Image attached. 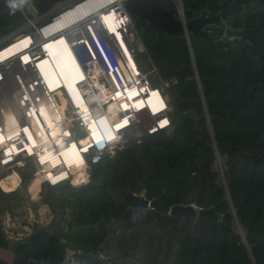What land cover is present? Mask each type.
Returning a JSON list of instances; mask_svg holds the SVG:
<instances>
[{"label": "trees", "instance_id": "16d2710c", "mask_svg": "<svg viewBox=\"0 0 264 264\" xmlns=\"http://www.w3.org/2000/svg\"><path fill=\"white\" fill-rule=\"evenodd\" d=\"M53 1L39 0V6L45 9ZM218 1L214 4L219 9L228 6ZM247 1L233 0L231 5ZM205 2L201 0L197 8L185 6V13L195 15ZM243 21L246 26L258 21L264 30V0L252 10L225 17V23L234 27ZM24 23L16 0H0V48L11 44L7 37ZM134 24L150 54L171 51L158 57L159 68L185 72L176 91L188 102L172 103V127L145 132L138 141L133 138L113 155L106 154L89 166L91 179L81 185H44L40 202L53 217L69 213L72 230L63 233L62 228L49 231L43 226L34 228L30 236H19L27 225L24 216L7 225V210L0 208V233L13 234L14 240L27 238L29 242L20 244L17 253L51 259L50 264L62 262L71 252L79 264H264V41L257 39L251 54L246 41L240 45L237 39H225L218 26L210 25L208 32L195 37L189 34L188 43L184 35H166L140 18ZM189 107L196 119L180 122L179 111ZM216 160L221 162L224 180L214 168ZM28 164L32 161L27 157L23 166ZM20 174L19 186L9 192L0 189V198L26 192L33 174L25 168ZM132 184L133 190H143L148 199L158 197L165 206L213 205L220 220L143 206H132L126 219L125 192ZM221 221L233 228L225 229ZM110 230L119 248L112 257L102 249Z\"/></svg>", "mask_w": 264, "mask_h": 264}, {"label": "bare ground", "instance_id": "6f19581e", "mask_svg": "<svg viewBox=\"0 0 264 264\" xmlns=\"http://www.w3.org/2000/svg\"><path fill=\"white\" fill-rule=\"evenodd\" d=\"M93 7L94 4L92 0L84 1L74 6V8L72 6L69 7V10L58 16L54 22L45 26V35L49 36L57 32L56 29L58 27L64 28L70 22L82 18L88 12L90 13ZM71 8H73V10H70ZM118 14V11L114 9L109 12H104L102 15V22L106 26V32L114 37L116 44L120 47L124 60L112 63L110 58L108 59V57L103 55L105 65H107V69H105L102 67V63L97 56L91 51L90 42L82 41L84 44H87L89 51H91L90 56L94 59L95 64L102 68L100 72H105L106 70L100 81H96V73L88 76L96 81L97 87L93 89L95 91L94 96L88 98L86 96L83 97L79 92L78 84L88 77L86 78L84 72L80 69L79 63H81V60L75 53L71 45L72 43L65 37L64 32L62 35L48 37L43 41L44 44H41L42 48L40 47V49L43 50L44 53L35 55L32 58L36 63L46 58L44 60L50 70L48 82L45 84L47 92L41 95L39 93L34 95L30 94L29 88H33L37 81H29L27 87L23 86L25 94H22V96L20 95L19 100L26 95L28 98L25 99V101L27 100V104L24 106L26 115L24 121L19 120L18 112L10 107L9 109L1 110L3 112L2 124L4 126L1 130L2 133H0V147H6V154L12 150H17L20 145L24 144V147L29 150L37 151L38 157L43 164H49V166L55 165V167L58 168L59 173L57 176H52V173L48 172L49 176H52V180L65 178L67 173L70 172L73 174L72 181L74 184H78L85 180L86 172L84 169L86 171L87 169L83 163V154L79 151L77 144L86 145L93 137H100V126L97 124L98 121L95 117L96 111L104 108V111L109 113L111 119L106 117L103 119L115 122L116 127L121 126V128H123V126L128 124L130 118L128 115L123 116L119 114L117 112L118 109L127 110L131 106H134L138 110L144 107L145 104H148L154 112H158L160 109L167 107L165 98L158 89L135 82V79L139 77L138 73L142 72L141 63L139 58L135 56V53L132 52L129 46L121 39L118 31V27L120 26V23H118L120 16ZM126 25L128 26L129 24L126 23ZM87 30L89 31L88 28ZM32 39L31 35L27 34L13 39L10 45L5 48H0V60L6 61V59L18 58L19 61L22 60L21 64H26L23 63V59L27 62V58L30 57V55H27V52L24 53V49L32 46L34 43ZM17 55L18 57H15ZM114 59H116V57H114ZM31 65L36 72L35 79H37V75L39 76V74H37L36 67L33 64ZM40 71H42V69ZM45 74H47V72H45ZM4 78L5 76H3L1 70L0 80ZM56 80L59 81L60 84H64L67 89L75 92L74 99L79 105L77 111H80L82 114L83 121L87 122L89 126L87 131H83L71 137L67 128L62 129L61 119L65 117L70 120L71 118L70 116H65L64 112L68 109V106L61 103L60 97L56 92L58 86ZM104 82L109 83V86H106ZM141 86H143L142 92ZM84 89L86 88H83V90ZM143 92H146L144 94L147 95L146 97L141 94ZM112 94L114 100H112ZM61 96L66 100L67 104L66 97L63 96L62 93ZM109 97L112 99H109ZM89 99H95L101 107L98 106L95 108L91 106L88 103ZM18 104L20 105V101H18ZM167 121L168 118L165 117L161 118L158 123L160 125H165ZM106 133L109 138L113 135L109 131H106ZM65 134L69 135V138L65 137ZM69 140H71V142H69ZM63 164L66 166L68 165L67 170L66 166ZM18 178L19 174L17 171H9L6 176L0 178V187L7 191L8 189H14L18 184ZM40 179L41 176L39 174H34L32 177L29 189L33 194L34 188L39 187ZM239 228L241 230L240 226Z\"/></svg>", "mask_w": 264, "mask_h": 264}, {"label": "built area", "instance_id": "2783aa9c", "mask_svg": "<svg viewBox=\"0 0 264 264\" xmlns=\"http://www.w3.org/2000/svg\"><path fill=\"white\" fill-rule=\"evenodd\" d=\"M84 1H87V0H75L72 2H68L66 6L70 7L71 4H74V6H76ZM171 1L173 3V7H175L176 17L179 20H181L183 23H185L187 18L194 15V14H191L188 16L185 13V6L183 4V0H171ZM16 2L21 9V13L25 17V22L28 21L32 24L31 31H29L28 33H25L27 35H31V37L33 38L32 41H34L32 46L27 48L25 51L31 57L44 53V51L41 50L40 47L42 48L41 44H44L43 41L46 38L62 35L63 32L67 40L72 43L71 44L72 47H75L76 45H80L82 41L90 42L88 35L85 31V28L87 27L89 29V31L87 30V32L91 36V39L93 40L96 46V48H94L92 46V43H90L91 48H92L91 51L100 60L103 68L107 69V65H105L103 55L108 57V59L110 58L112 60V63L117 62L119 60H124V56H123L122 51L120 50V47L116 44L114 37L111 34L106 32V29H105L106 26L102 22L103 13L109 12L110 10L114 9L118 11L119 13L118 15L120 16L119 18L120 20L118 21V23H120V26L118 27V31L121 36V39H123V42H125L129 46L130 50L135 53V56H137L138 53L140 52L144 53L143 56L139 59L140 63H141V60L145 58L149 60L152 64V67L148 70L143 69L142 65H140L142 72L138 73L139 77L138 79H135V82L138 84L148 85L150 87H153L154 89H158L163 95V97L165 98L167 107L160 109L158 112H154L148 104H145L144 107L138 110L134 106H131L127 110L118 109L117 112L119 114H122L123 116L128 115V117L130 118V121L128 122V124H126V126H123V128H121V126L116 127L115 122H110L106 119H103L104 117L111 119L109 113H106L104 111V108L96 111L95 117H96V120L98 121V122L96 121L97 124L100 126V137L99 136L97 138L93 137L92 139H90V141L86 145L77 144L79 151L83 154V163L86 169H87V166H90L91 164L97 163L100 160H102L106 154L110 153L111 148L118 147V146L123 147L124 146L123 144H125V142H127V139H128L124 135V131L125 129L129 128L133 124H137L136 131H135V137H134V139H136L137 141L140 139L141 135L145 132H153L161 128H165L169 130L172 127L171 116L169 113V108L171 104H170V101H168L167 86L174 78L173 77L163 78L159 74L158 72L159 67L153 61L151 54L147 51V48L145 47L143 40L141 38V30L135 26L134 20L131 19L129 13L127 12L125 5H124V0H92L94 7L92 8L90 13L88 12L82 18L76 21L74 20V22L73 21L70 22L69 24H67L68 26L67 25L65 26L66 28L58 27L56 29L57 32L50 34L49 36H46L44 33L45 26L54 22V20L58 16H60L62 13L66 12L69 9L67 8L66 10L61 11V12L58 10L57 12L54 13V15L50 18V20H47L46 22L39 24L37 21L38 18H30L29 16H27L23 8H21L20 6V1L16 0ZM218 3L220 4L225 3L228 6H230L233 3V0H219ZM73 8H71L70 10H73ZM196 13H199V12L197 11ZM126 23H128L129 25L127 26ZM84 47H85V50L83 51H78L73 48L75 53L81 60V63H79L80 69L82 70V72H84L86 78L89 75L96 73V81H100V79H102V77L104 76L103 73H105L106 70L105 72L103 71L100 72V69L102 68L98 67L95 64L94 59H92V57L90 56L91 51H89L87 44H84ZM114 57H116V59H114ZM12 60L13 59H6V64L9 63L8 61H12ZM26 64H30V63H26ZM26 64H21V65L24 66ZM30 66L32 67L31 64ZM96 66L98 67V69ZM149 74H152L154 77L161 78V81L159 82V84L157 85L152 84L148 78ZM196 76H197V73H196ZM37 77H38L37 79L29 80V81H37L35 85H38V87L34 88L35 86L34 85L33 88L31 87L29 88L31 92L30 94H33V95L36 93H39L41 95L47 92L44 80H42V78L39 76ZM96 81L88 77L86 80L78 84L79 92L81 93L83 97L86 96L88 98V97L95 95V91L93 89L97 87ZM104 83L106 86H109V83L107 82H104ZM58 88L61 90L60 92H63V95L66 97L67 102H69L70 104V109H68L64 113H65V116L70 115L71 119L68 120L69 118H65V117L61 119L62 129L67 128L69 135H71V137L80 134L79 132L78 134L75 133L74 129L76 127L80 129V132L87 131L89 126L87 122L83 121L84 119L82 118V114L80 113V111H77L79 108V105L74 99L75 92L71 91L70 89H67L64 84H61ZM83 88H86V89L83 90ZM142 91H143V86H141V92ZM146 92H143L141 94L144 95ZM144 96L146 97L147 95H144ZM111 97L113 98V94L111 95ZM111 97H109V99H112ZM112 100H114V98ZM88 103L91 106H94L95 108L100 106V104L95 99H89ZM20 106H22V109H23L22 112H23L24 118H19V120L24 121L26 118L24 114V107L22 103H20ZM165 117L168 118L167 124L160 125L158 121L161 118H165ZM2 122L3 121L0 120V133H2L1 130L3 129V126H4ZM169 126L170 128H168ZM106 131L111 132L113 135L109 138L107 136ZM69 135L65 134V137L69 138ZM69 142H71V140H69ZM94 143H96L97 148L94 146ZM89 145H90V149L86 150V148L89 147ZM27 157L33 160V165L35 166V172L33 173V175L39 174L41 176L37 192L41 190V186L43 183H47L50 185L62 183L64 181L69 184L72 183L73 174H71L70 172L67 173V176L65 178L52 180L53 179L52 176L58 175L59 173L58 168L55 167V165L49 166V164H43V162H41V160L38 157L37 151L29 150L28 148L24 147V144L20 145L17 150L10 151L8 154H6V147H3V146L0 147V178H2L3 176H6L9 171H12V170L16 171V168L18 169L19 166L22 164V161L25 160V158ZM67 169H68V165L66 166V170ZM48 172H51L52 176H49ZM18 179L19 181H18L17 186H19L20 184L21 175H19ZM9 220H11V218L9 214H7L6 215L7 225H10L13 223V221L9 222ZM28 226L29 225H24L25 230L21 232L22 234L20 233L19 235H24V236L29 235L30 232L28 231L29 230ZM62 262L64 264H79V259L75 252H71L65 255V258Z\"/></svg>", "mask_w": 264, "mask_h": 264}, {"label": "water", "instance_id": "95a60500", "mask_svg": "<svg viewBox=\"0 0 264 264\" xmlns=\"http://www.w3.org/2000/svg\"><path fill=\"white\" fill-rule=\"evenodd\" d=\"M35 0H20L22 5L26 7L28 12L32 15H35V12H33L32 9V3ZM209 1L206 0L203 8L199 13L187 18L185 23H183L181 20H179L176 17L175 7H167L165 5V0H124V5L129 13L131 19L140 18L144 20L147 24V27H154L159 29L161 32H164L166 35H172V36H182L184 35L188 39L189 43V34H191L193 37H195L197 34H202L208 32L206 29L210 25L218 26L223 29L222 35L225 39L232 40L237 39L240 42V45L244 41H246L250 45L249 52L251 54H255V46L257 43V39L260 38L262 41H264V30L260 28V23L257 21L256 25L252 27H248L245 24V21L241 23L239 27H233V26H227L223 23V19L235 12H239L242 10H250L253 7H255L259 2L262 0H248L245 3L237 4V5H230L223 7L217 11H212L209 9ZM73 7L74 4H71L70 7ZM64 7V6H63ZM61 8L59 11H64L68 6H65L64 8ZM19 27L17 30L21 29ZM15 30V31H17ZM85 31L88 35V38L90 40V43H92V46L96 48L93 40L91 39V36L87 32V29L85 28ZM74 49L78 51L85 50L84 43L82 42L80 45H76L73 47ZM171 51H162L156 54H151V57L153 61L157 64V59L159 56L168 54ZM143 52L138 53L137 57L140 59L143 56ZM193 59V55H192ZM193 63L194 59H193ZM159 74L166 78L167 76H171L174 79L169 83L167 86V92H168V101L174 103L175 105L185 104L188 102L187 99L181 98L177 91H176V83L180 79V77L185 75V72L183 69L180 70H172L169 68H158ZM202 94V91H201ZM207 114V110L205 111ZM188 118H192L193 120L196 119L195 111L192 107L181 109L179 111V117L178 120L180 122L185 121ZM82 128V127H81ZM222 178L224 180V176L222 174ZM125 197L128 201V206L125 210V218L127 219L132 206H143V207H151V208H157L163 212H167L169 214H182V215H191V216H205L209 215L211 220L214 222H219L220 220V214L217 213L214 209V206H208V207H197L194 202L191 203H183V202H176L171 204L170 206L163 205L158 197H153L151 199H148L144 195H138L133 192V184L130 187V190L125 192ZM231 209L233 210L232 204L230 205ZM235 223L237 224L239 228V224L237 222V218L235 215V212H233ZM53 222L45 225L43 227L44 230H48L50 228V225ZM220 225L223 226L225 229H232L231 224H226L225 222L221 221ZM251 227V224L249 223L248 227L246 228L249 230ZM240 233L243 234V232L240 230ZM57 235L58 232H55ZM244 242L245 238L242 235ZM29 240L27 238H18L14 240V242H10L7 238L3 236L2 233H0V249L4 251H10L15 253L11 260L9 261L10 264H24V261H26V264H50L51 259H35L32 257L25 256L23 254H16L17 248L20 244L28 243ZM0 264H9L8 260L4 258L3 256H0Z\"/></svg>", "mask_w": 264, "mask_h": 264}, {"label": "rangeland", "instance_id": "374dc122", "mask_svg": "<svg viewBox=\"0 0 264 264\" xmlns=\"http://www.w3.org/2000/svg\"><path fill=\"white\" fill-rule=\"evenodd\" d=\"M165 3L169 6H173V3L171 0H165ZM183 3H184V6H187L189 8H197V7L201 6V0H183ZM209 8L211 10H218L220 7L215 6L214 0H212V6ZM42 19H44V18H42ZM42 19L38 18V20H37L38 23ZM31 29H32V24L27 21L23 24L21 29L11 33L7 38L16 39L22 35H26L23 33L31 31ZM18 55H20V54H18ZM18 55L15 57H18ZM27 55H28V53H27ZM11 59H13V58H11ZM27 59H28L27 62L25 59H23V63L33 64L36 67L37 74H39V76H41V78L44 80V82L46 84L48 82V75H49V71H50L47 67L45 60H44L46 58H43L40 62H37V63L35 60H33V58L31 56L28 57ZM19 62L22 63V60L19 61L18 58H14L12 61L5 64L3 66V69H2V74H3V76H5V78L0 80V120L3 119V112L1 110L2 109H9V107L11 109L15 110L16 112H18L17 114H18L19 118H24V115L22 112L23 109L21 108L22 106H20L18 104V101H20V103L22 102L23 107L26 106L27 100L25 101V99H28L27 95L24 98L21 97L22 98L21 100H19V98H20V95L22 96V94H25V92H24V90H22V88L24 89L25 86L27 87V83H29V80L35 79V77H36L35 73L36 72L34 71L33 67H31L30 65L26 64L23 66ZM141 65H142L143 69H145V70H148L152 67L151 62L145 58H143L141 60ZM41 69H42V71H40ZM45 72H47V74H45ZM148 78L152 84H156V85L159 84V82L161 81V78L154 77L152 74H149ZM56 84H58L56 92L60 97L61 103H63L65 106H68V109H70L69 102H67V104H66V100L61 96V93L63 94V92H60L61 90L58 88L61 85L60 82L56 80ZM36 87H38V85L34 86V88H36ZM173 108H174L173 105L170 106L169 111L173 110ZM68 109H66V111ZM24 114H25V112H24ZM67 116H70V115H67ZM136 125L137 124H133L129 128L125 129L124 135L126 136V138H128L127 141H130L135 137ZM75 126H76V124H75ZM170 126L168 128H170ZM74 130H75V133H77V134H78V132L81 133L80 129L78 127H76ZM123 147L122 146L121 147L120 146L113 147L110 149V153H108V154L111 156L116 152V150H120ZM29 159L32 161V164L25 165V167H24L23 165L25 163V160H23L22 164L19 166V168L18 169L16 168V171L18 172L19 175H21L20 174L21 169H24V168L27 169L29 174H33L35 172V166L33 165V160L31 158H29ZM214 168L218 170L219 176L221 177L222 176V166H221V162L219 160H216V163L214 164ZM84 171L86 172L85 180L78 183L80 185L91 179L90 167L87 166V171L85 169H84ZM31 180L28 182V184L26 186V192H24V191L21 192V194L18 195L17 197L11 198V197H6L4 195L1 196L0 208H3V210H7L6 212H7V214H9V216L11 218V220H9V222L13 221L15 223V221L19 220L21 218V216L22 217L24 216V219L26 220L25 223L27 225H29L28 231L30 232L29 235H25V236H30V234L33 232L34 228L43 227V226H45L51 222H53V223L50 225V228L48 229L49 231H53V230H56L58 228H62V232L64 233L65 229H66V231L72 230L74 228L73 224H72V226H69V222L71 221L70 220L71 215L69 213L68 214L66 213V214H64L65 215L64 218H61L60 215L57 216L58 218L53 217L52 214L49 212L48 208L43 203L40 202V195H39L40 191L37 192L38 187L34 188V190H33L34 194L30 191L29 185L31 183ZM45 184L46 183L42 184V186H41L42 190L45 189V186H44ZM71 184L74 185V182L72 181ZM78 184L76 183L75 185H78ZM58 185H61V184H58ZM0 189L5 191V192L11 191L9 189H8V191L4 190L1 187H0ZM133 191H134V193H136L138 195H140V194L144 195L143 190L138 191V192L135 190H133ZM232 213H233V210H232ZM114 225L115 224L111 225V227H113ZM9 235H10L9 240L14 241L15 237L13 236V234H9ZM112 235H113V232H112V230H110L108 232V234L106 235L105 240L102 244V249L104 250V252L109 257L116 255L117 252L119 251V248H117L115 246L114 237H112ZM19 236H21V235H19ZM122 262L124 263L125 260L123 259ZM55 264H64V263L58 262Z\"/></svg>", "mask_w": 264, "mask_h": 264}, {"label": "crops", "instance_id": "0c3cea01", "mask_svg": "<svg viewBox=\"0 0 264 264\" xmlns=\"http://www.w3.org/2000/svg\"><path fill=\"white\" fill-rule=\"evenodd\" d=\"M20 1V0H19ZM72 1H75V0H55L53 1V4L50 6V7H47V8H41L39 6V0H35L33 3H32V9H33V12H35V15H32L28 12V10L26 9V7H24L22 5V3L20 2V6L21 8H23V10L25 11V13L30 17V18H46L48 17L50 14H53L55 12H57L58 10H60L63 6H66L68 2H72ZM18 5V4H17ZM19 6V5H18ZM20 8V7H19ZM41 9V10H40ZM21 11V9H20ZM25 34V33H23Z\"/></svg>", "mask_w": 264, "mask_h": 264}, {"label": "flooded vegetation", "instance_id": "af4514ba", "mask_svg": "<svg viewBox=\"0 0 264 264\" xmlns=\"http://www.w3.org/2000/svg\"><path fill=\"white\" fill-rule=\"evenodd\" d=\"M258 5V4H257ZM256 5V6H257ZM256 6L255 7H253L252 9H254V8H256ZM252 9H250V10H252ZM223 23H225V18L223 19ZM248 27H252V26H248ZM259 39V38H258ZM173 104H172V102H171V106H172ZM5 238H7L8 240H9V238H10V235L7 233L6 235H3ZM10 241V240H9ZM10 242H14V241H10ZM15 253H13V252H10V251H4V250H2V249H0V256H3L4 258H6V260H8V263L10 264V260H11V258H12V256L14 255ZM16 254H19V253H16ZM24 264H26V261H24Z\"/></svg>", "mask_w": 264, "mask_h": 264}, {"label": "clouds", "instance_id": "9594fccd", "mask_svg": "<svg viewBox=\"0 0 264 264\" xmlns=\"http://www.w3.org/2000/svg\"><path fill=\"white\" fill-rule=\"evenodd\" d=\"M16 4H17V2H16ZM225 25H227L226 23H224ZM227 26H230V25H227ZM234 27V26H233ZM29 32V31H28ZM28 32H25V33H28ZM13 40V39H12ZM25 51H26V49H24ZM25 51H24V53H25ZM21 55H22V53H21ZM6 64V61H1L0 60V71L3 69V66ZM167 77H171V76H167ZM170 104H171V102H170ZM94 146L97 148V145H96V143H94ZM90 149V145H89V147H87L86 148V150H89ZM199 208V207H198Z\"/></svg>", "mask_w": 264, "mask_h": 264}]
</instances>
